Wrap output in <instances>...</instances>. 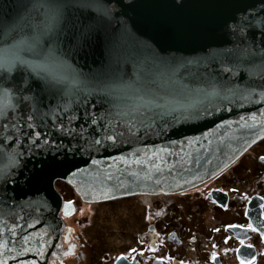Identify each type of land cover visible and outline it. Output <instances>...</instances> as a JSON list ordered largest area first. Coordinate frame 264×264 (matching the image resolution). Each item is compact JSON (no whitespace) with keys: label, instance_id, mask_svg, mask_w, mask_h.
Wrapping results in <instances>:
<instances>
[{"label":"water","instance_id":"obj_1","mask_svg":"<svg viewBox=\"0 0 264 264\" xmlns=\"http://www.w3.org/2000/svg\"><path fill=\"white\" fill-rule=\"evenodd\" d=\"M41 3L0 0V264H49L61 180L86 200L183 192L264 138V0H62L49 63L76 85L5 67Z\"/></svg>","mask_w":264,"mask_h":264},{"label":"flooded vegetation","instance_id":"obj_2","mask_svg":"<svg viewBox=\"0 0 264 264\" xmlns=\"http://www.w3.org/2000/svg\"><path fill=\"white\" fill-rule=\"evenodd\" d=\"M262 206L264 138L183 192L64 197L49 264H264Z\"/></svg>","mask_w":264,"mask_h":264},{"label":"snow or ice","instance_id":"obj_3","mask_svg":"<svg viewBox=\"0 0 264 264\" xmlns=\"http://www.w3.org/2000/svg\"><path fill=\"white\" fill-rule=\"evenodd\" d=\"M40 9L41 11L35 17L33 22L21 23L15 26L14 30L23 33V35L19 41L9 47L5 67L11 70L13 67L18 65H24L46 80L61 83L71 78V82L76 85L79 81L74 76L70 77L69 65L65 64L63 61H58L55 64V69L58 71H54L53 65L49 63L54 51L52 34L57 30V26L63 22L64 7L62 0H43V3L40 4ZM45 48H47V51H45ZM27 56H42L43 59L29 60L26 59ZM28 99V97L23 98L24 101H27ZM139 99L145 108L152 105H155L157 108L161 107L160 104L156 103L157 98L155 96H152L150 99H145L142 95ZM9 107L14 108L15 106L9 105ZM64 111H68L67 105H65ZM7 115L8 114L6 113L0 112V116H4L6 118ZM74 118L75 117H73V119ZM32 119L33 117L31 115L27 117L28 121H31ZM96 123L97 120L92 119V124L95 125ZM141 124H143V120H141ZM3 127L7 129L9 125L5 124ZM11 127L18 131L20 127L19 121L17 120L12 123ZM27 127L31 128L32 124L28 123ZM133 127H129L128 131L132 132ZM36 135L38 136L39 133H36ZM119 135H123V133H119ZM102 139L114 140L115 135L104 136ZM101 142V140L95 141L96 144H100ZM12 159L14 160L15 157H12ZM249 227H251V225H249ZM241 243H243V241H241ZM242 264H244L243 261ZM249 264H251V262H249Z\"/></svg>","mask_w":264,"mask_h":264},{"label":"rangeland","instance_id":"obj_4","mask_svg":"<svg viewBox=\"0 0 264 264\" xmlns=\"http://www.w3.org/2000/svg\"><path fill=\"white\" fill-rule=\"evenodd\" d=\"M62 187H63V191H64V197H67L69 199L75 200V196L77 195L75 190L73 189V187L71 185H69L68 183H66L65 181H62Z\"/></svg>","mask_w":264,"mask_h":264}]
</instances>
